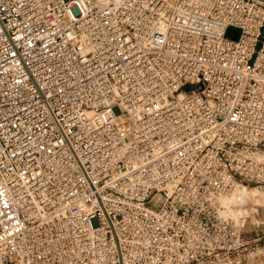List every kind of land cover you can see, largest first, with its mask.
<instances>
[{"label": "built area", "instance_id": "1", "mask_svg": "<svg viewBox=\"0 0 264 264\" xmlns=\"http://www.w3.org/2000/svg\"><path fill=\"white\" fill-rule=\"evenodd\" d=\"M237 185L264 0H0V264H241Z\"/></svg>", "mask_w": 264, "mask_h": 264}, {"label": "crops", "instance_id": "2", "mask_svg": "<svg viewBox=\"0 0 264 264\" xmlns=\"http://www.w3.org/2000/svg\"><path fill=\"white\" fill-rule=\"evenodd\" d=\"M256 190V189H254ZM258 194V193H257ZM258 196L256 195L254 203L249 205L248 215H240L238 218L232 216V210L245 208V204H240L235 207L233 203H231L230 199H225V215L230 216L234 220L243 219L248 222L245 225H242V235L244 239H246L250 243V247L253 248V253L242 261L241 264H264V209L259 214L256 212L258 207ZM233 204V205H232ZM258 253V254H257Z\"/></svg>", "mask_w": 264, "mask_h": 264}, {"label": "rangeland", "instance_id": "3", "mask_svg": "<svg viewBox=\"0 0 264 264\" xmlns=\"http://www.w3.org/2000/svg\"><path fill=\"white\" fill-rule=\"evenodd\" d=\"M245 189V188H244ZM249 189L250 190H253L254 191V198L256 197V195L258 196V200H259V203H258V207H257V210H256V212L259 214L261 211H263V209H264V190H259V189H257V188H255V187H252V186H250L249 187ZM254 189H256V190H254ZM245 193H247V190L245 189ZM239 193L240 194H243V191H239ZM258 193V194H257ZM241 196H243V195H241ZM241 196H238V195H235V196H233L232 195V197H230V198H232V201H231V203H233L234 205H235V207L236 206H238V205H240V204H245L246 205V207L245 208H241V209H236V210H232V212H231V214H232V216H234V217H236V215H234V214H238V216L236 217V218H238L240 215H244V216H246V215H248V214H242V212H240L242 209L244 210L245 209V211H247L248 210V208H249V205L250 204H252V203H254V199L253 200H247V199H243L242 200V198H241ZM237 197V198H236ZM252 201V202H251ZM232 204V205H233ZM247 209V210H246ZM239 212V213H238ZM229 218H231L230 216H228ZM232 219V218H231ZM234 220V219H233ZM248 220H251L250 218L249 219H246V221H244L243 219H241V220H235V221H237V222H239L240 224L242 223V225H245L247 222H248ZM239 224V225H240Z\"/></svg>", "mask_w": 264, "mask_h": 264}, {"label": "bare ground", "instance_id": "4", "mask_svg": "<svg viewBox=\"0 0 264 264\" xmlns=\"http://www.w3.org/2000/svg\"><path fill=\"white\" fill-rule=\"evenodd\" d=\"M247 190V193H245L246 191H245V189ZM239 191H243V194H240L239 193ZM232 195L233 196H235V195H238V196H241V195H243V196H241V198H242V200L244 199H247V200H255V198H254V191L253 190H250L249 189V187H247V186H243V185H237V186H235L234 188H233V190H231V191H229V192H227V193H225V194H223V195H220V196H218L217 197V202L219 203V205H220V207H221V210H220V214L221 215H224V216H226L225 215V213H224V211L226 210L225 209V199L226 198H228V199H230V201H232V198H230V197H232ZM237 198V197H236ZM252 202V201H251ZM240 212H242V214H248V211H245V209L243 210H241ZM239 213V212H238ZM234 215H236V217L238 216V214H234ZM228 217V216H227ZM231 219V218H230ZM235 224H240L239 222H237V221H235V220H233V219H231ZM258 254V253H257Z\"/></svg>", "mask_w": 264, "mask_h": 264}]
</instances>
